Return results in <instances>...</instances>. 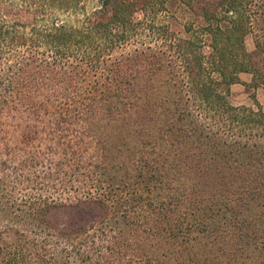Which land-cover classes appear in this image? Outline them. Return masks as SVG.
<instances>
[{"label":"trees","instance_id":"1","mask_svg":"<svg viewBox=\"0 0 264 264\" xmlns=\"http://www.w3.org/2000/svg\"><path fill=\"white\" fill-rule=\"evenodd\" d=\"M250 34L253 50L246 46ZM242 72L253 74V86H264V0H0V220H5L0 262H33L25 251L36 239L25 236L22 227L59 231L50 214L56 199L42 190L19 200L11 183L35 188L31 172L45 152L56 159L37 176L83 191L85 196H74L77 203L97 205L89 226L113 232L110 256L139 250L144 241L131 237L139 220L159 201L169 200L170 211L180 210L189 194L187 183L177 179L183 167L177 177L161 167L154 185L130 181L145 174L149 160L126 154L124 136L164 124L177 133L186 166L192 164L191 149L197 151L207 139L208 170L220 172L232 194L208 207L227 218L218 226L227 237L213 264H264V110L229 100ZM190 99L193 104L185 106ZM211 116L227 126V137L206 133L203 119ZM38 120L41 127L34 123ZM19 129L18 144L10 135ZM112 132L108 136L119 146V156L103 141ZM39 135L46 151L32 143ZM153 167L155 177L159 167ZM10 168L22 171L13 181L6 172ZM157 181L166 191H159ZM167 225L163 234L148 233L157 235L159 249L168 241ZM81 244L72 238L73 248ZM59 260L53 257L49 264Z\"/></svg>","mask_w":264,"mask_h":264},{"label":"rangeland","instance_id":"2","mask_svg":"<svg viewBox=\"0 0 264 264\" xmlns=\"http://www.w3.org/2000/svg\"><path fill=\"white\" fill-rule=\"evenodd\" d=\"M246 46L248 50L254 49V38L252 34L246 37ZM252 81V73H240V82L231 86L229 100L235 106L244 105L254 109L261 107L264 110V86L255 87L252 85ZM187 102L193 104V100L190 99L185 102V106ZM43 117L45 118V114ZM43 117H40V119H43ZM16 120L22 123L20 118ZM203 120V124L207 129L206 133L214 131L217 132L218 136H221L222 139L227 137V126H223L222 123H219L217 117L211 116ZM28 121L32 122L34 120L29 119ZM34 123L36 127L42 126L40 120ZM166 126L167 125L162 124L160 129L152 127L145 133L144 131L137 134L134 132V136L131 138H126V136H124L126 139L124 141L126 143V154H136L144 159V161L149 160V166L145 174L141 175V178L135 175L130 181L134 183V185H142L144 183L154 185L156 180H159L161 167L163 169V166L166 165V172H169V177H177L181 172L179 167H183L185 171L182 172L183 175L177 177V179L179 178L181 181L184 180L187 183L189 187L187 190L189 193L188 197H185L182 208L176 211H170L168 209L169 207L171 209V205L168 203L169 200L163 202V204L165 203L166 205L161 204L159 201L156 207L152 209L151 214H148V218L146 215V217L139 220L137 228L140 229L136 230L133 228V233H130L133 240L139 238L138 242L144 241L143 244H141L139 250L135 248V250L127 252V255L121 258H118L117 255L112 254V256H110L109 254L113 232L107 231L103 234L97 231L100 229L98 225L93 228L89 226L98 208L97 205L92 202H76L77 200L74 196H85L83 191L77 194L74 192L75 187L71 188L62 181L53 184L52 181L42 180L37 176L43 175L46 168L45 165L56 158L45 152V142L43 144L39 139L42 134L33 139L32 143L35 147L37 146L39 150L40 148L41 150H45V153L42 155L38 154L41 160L40 165L33 170L34 172H31L33 177H35L34 183L37 186L33 188L30 186L33 184L27 182L11 183L15 186V194L19 200L25 195L32 196L38 194L42 190H44L43 193H45V195L54 197L57 204L53 207L50 214L55 221L60 223V228L57 232L47 229L43 230L32 224L21 228L25 236L36 239V243L25 251L27 253L26 256H29V258L33 260L31 264H49L53 257L60 259V264H63V261L66 260H70L73 264H134L135 262L137 264H213L214 256L220 252L219 249L221 245H223L224 239L227 237H225L226 231L223 228L219 230L218 226H222L227 218H223L221 214L213 215V211L208 207L214 203V200L224 202L228 198H231L232 194L226 190L225 181L219 178L220 172L217 174L213 170H208V154L207 157H205L206 153L204 152V149H208L207 139L202 140V146L197 151L195 148L191 149L190 152L193 153L191 157L192 164H187L186 166L181 155L180 149L182 144L180 140L177 139V133H171L169 129L167 130ZM21 130L22 129H19L18 133L10 135L14 142L15 140L18 141V144L22 139L20 136ZM121 131L124 132L122 129ZM113 134L114 132L106 133L104 136L105 138L103 137V141L111 148L107 150L108 152H112L110 153L111 155L119 156V146H114V143L110 140L111 137L108 136H113ZM150 136L152 140L151 144L149 141ZM72 138L73 136L70 135L66 140ZM27 147L28 146L22 147V149L18 150L19 157L20 155H24V152L28 149ZM137 148L139 152H136ZM187 153L188 151H186V154ZM154 165L159 167L155 177L153 174ZM112 166L111 161H109V164H107L108 169H113ZM6 172L10 181L15 179L14 177L17 173H22L21 170L17 171L12 168L8 169ZM209 172H214L215 174L208 176ZM26 173L29 174L30 172ZM161 173L163 174V172ZM165 179L166 177H164L163 181H165ZM75 184L80 185L78 181H75ZM123 185L124 184H122V186ZM156 185L159 187V191H166V189H163L161 186L164 185V182L161 184L157 181ZM240 192L241 189H238V192L233 194L234 199L239 196ZM252 204L254 205L253 208H255L258 204L257 200L253 199ZM262 204H264V202ZM205 206L209 209L206 212L200 209ZM262 209L264 210V205ZM249 211L250 210H245V214H248ZM257 211H259V208ZM168 215L170 219H167ZM165 224H168L167 227H169L170 230L167 231L166 236H164L168 241L166 244L164 243L162 249H159V242L155 240L157 235L153 236V234L150 235L148 233H152L153 231V233L158 232L163 234L164 230H161V228ZM4 225L5 220H0V230H3ZM85 227H88L87 231H85ZM19 236L18 234V237ZM72 238L81 241L82 244L77 246L78 248L82 246V249L73 248L71 246ZM170 241L174 243L171 248H169L168 245ZM165 246H167L166 249H168L169 254L163 251ZM77 250H79L80 253H77ZM146 251H149V253ZM163 253L165 254L164 259L163 256L159 258V255ZM122 258L124 259L121 262ZM82 259H84L83 262L81 261ZM129 259H133L134 261H130ZM119 261L120 263H117ZM0 264L5 263L0 262Z\"/></svg>","mask_w":264,"mask_h":264}]
</instances>
